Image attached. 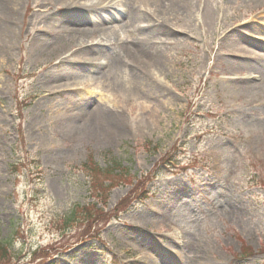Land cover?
I'll list each match as a JSON object with an SVG mask.
<instances>
[{
	"label": "rangeland",
	"instance_id": "obj_1",
	"mask_svg": "<svg viewBox=\"0 0 264 264\" xmlns=\"http://www.w3.org/2000/svg\"><path fill=\"white\" fill-rule=\"evenodd\" d=\"M35 1L24 0L16 16L22 37L0 53V241L10 256L3 264H264V42L253 39L264 38L260 0H197L187 29L157 32L142 57L157 51L166 75L154 69L158 94L141 98L143 110L115 100L106 79L97 90L67 89L88 66L61 65L57 51L105 42L96 33L46 35L44 14L30 22ZM59 15L74 20L62 24L68 30L91 26L80 10L52 11ZM259 45L262 52L248 53ZM109 54L124 72L132 65L126 51ZM42 74L58 91L44 92ZM117 118L119 130L108 125ZM135 191L149 199L121 205ZM94 201L104 217L93 208L90 222L74 223ZM245 247L253 257L243 260ZM180 250L184 258L170 254Z\"/></svg>",
	"mask_w": 264,
	"mask_h": 264
},
{
	"label": "bare ground",
	"instance_id": "obj_2",
	"mask_svg": "<svg viewBox=\"0 0 264 264\" xmlns=\"http://www.w3.org/2000/svg\"><path fill=\"white\" fill-rule=\"evenodd\" d=\"M23 2L24 0H0V45L3 46V50L2 52L0 51V53L6 54L9 52V49L13 48L15 45V39L18 36L22 37L21 28H17L16 16L23 6ZM198 4L199 1L197 0H95L90 4H86L85 0H56V2L55 0H38L32 4L34 12L30 22L36 19L37 16L44 14V19L47 20L45 23V26H47L45 27L46 31L44 30L46 35L53 32L54 29L56 30L54 33L58 35L61 34V30H67L68 33L71 32L69 35L72 37L81 36L83 39H89L96 33L101 41L108 44L92 43L88 47H81L84 45V42H80L75 43L76 45L74 44L72 49H70V47L65 50L62 48L55 54L56 59L62 60L61 65H63L65 61L72 62V64L76 61L83 62L88 66H83L80 70L73 73L74 78L70 83L71 87L67 89L81 91L82 88L85 89L89 85L88 89L97 90V86L100 83L98 80L106 79L113 87V90H111L116 95L115 100L118 96V98L122 99L121 101L124 100V104L133 102V104H136L137 108L143 110L140 104L141 98L147 97L150 99L151 94H158L154 85H152L149 80L155 75L153 72L154 69L156 68V73L161 76L166 75V71L163 69L165 64L157 51L153 50L149 52L148 56H145L146 58L142 56L145 55L146 50L153 45V37H155L154 35H156L157 32L166 31L167 35H172L177 32L171 31V27L183 28L184 26L187 29L189 20H195L194 13L196 12ZM260 4L264 5V0H260ZM60 7H62V9L72 8L82 11L84 17H87L86 22H88L89 25L91 24V26L86 30H68L62 24H66L67 27H75L73 24L74 20L71 21V18L62 15L58 17L51 16L52 11L58 10ZM92 13L96 14L92 16ZM71 17L73 18L74 16L72 15ZM48 21H50V23ZM32 35L34 36V43H32L31 49H34L35 46L37 49L39 46H43V44L39 45L36 41V33L33 32ZM226 38L229 39L228 41L234 43L239 41L240 43V37H238L236 41L233 35ZM253 39L264 42L263 37H256ZM5 41L7 42L5 43ZM240 45L242 44L240 43ZM112 47H117V49L123 53L126 51L130 56L131 59H129V62L132 65L127 66L126 72L122 71L123 64L121 62L119 64L115 61L111 54H109V59L106 57L108 49ZM256 47L259 50L257 48H251L252 51L248 53L253 55L257 51L262 52L260 45ZM82 50L84 51L82 52ZM234 57L237 56L234 55ZM249 58L251 59L253 57L250 56ZM109 60L110 63H108ZM227 63L230 64L229 61H227ZM59 66L60 64H58V68ZM103 66L106 69H104L101 74L98 73V69ZM83 71H85L84 73L90 71L89 75L91 76H85L84 73L81 74ZM64 72L67 73V71ZM119 72L121 73L118 74ZM95 74L100 77H94ZM40 80L46 82V87L44 89L46 93H54L60 88L53 80L49 81L48 74H42ZM243 81L241 85H250L247 84L249 83V79H244ZM241 89L245 90L247 93L253 94V92L244 88ZM101 97L102 100L106 102L109 99L107 95ZM147 108L148 106H144V109ZM102 113L103 112H100V116H102ZM109 122L110 124L108 125H113L116 130H119L122 124L120 118H117L114 122ZM175 235L177 236L176 233ZM170 254L174 256L180 255L184 258L182 250L178 253L170 251ZM148 255L150 254H144L141 257L145 260L148 259ZM143 262L144 261H141L140 263L143 264ZM181 262L187 264L180 260V264ZM157 264L164 263L157 262Z\"/></svg>",
	"mask_w": 264,
	"mask_h": 264
},
{
	"label": "trees",
	"instance_id": "obj_3",
	"mask_svg": "<svg viewBox=\"0 0 264 264\" xmlns=\"http://www.w3.org/2000/svg\"><path fill=\"white\" fill-rule=\"evenodd\" d=\"M171 154L172 153H169L167 155V157H171ZM174 158H175V156H174ZM114 166L117 169L122 168L120 165L114 164ZM90 170H92L93 172H96L98 174H103L102 171L99 170L95 165L93 167H90ZM115 171H117V173H115ZM112 173L115 174L114 176H118L117 174H119V170L114 169V170H112ZM128 176H130V175L127 174V177ZM100 188H101V192L103 194H106V195L108 193V190L111 189L108 184L107 185L105 184V186H102L101 185ZM101 192H99V193H101ZM145 194H146V191H144L142 193L136 192V191L135 192H132L128 197L124 198L123 203L121 202V205H123V204H126L127 205L128 202L132 201L133 199L141 200L145 196ZM98 203L101 206L99 209H103L104 207L101 205V203L99 201H94V203H92L90 205H86L85 207H83L81 209L79 215H76L75 220H74V223L77 222L78 220H79L80 223H81V220H83V222H87V223L90 222L92 220V218H93L90 215L93 214L92 213L93 208L94 209H98L97 208V204ZM105 203H106V200L103 201V204H105ZM99 209L97 211L94 210V215L96 214V216H98V217L102 215V217H104L102 211L99 210ZM73 219H74V215H71V217H67L65 219V223H67V222H68L67 224L73 223ZM250 250L251 249L246 248V247L243 248L242 251H243L244 257H251L252 256V252ZM8 252H9L8 247L5 246L3 244V242L0 241V264H3L4 262H6L10 258V256H8Z\"/></svg>",
	"mask_w": 264,
	"mask_h": 264
}]
</instances>
